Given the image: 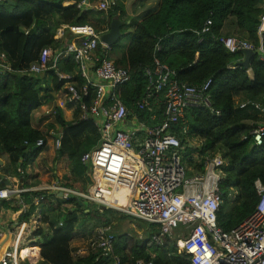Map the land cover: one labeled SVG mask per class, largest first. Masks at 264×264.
I'll use <instances>...</instances> for the list:
<instances>
[{
  "label": "trees",
  "instance_id": "1",
  "mask_svg": "<svg viewBox=\"0 0 264 264\" xmlns=\"http://www.w3.org/2000/svg\"><path fill=\"white\" fill-rule=\"evenodd\" d=\"M110 3V8L100 11L101 14L94 18L95 11L80 10L76 0L0 1V54L3 55L0 64L6 67L0 66V159L4 164L0 169L6 172L0 173L1 186L5 185L6 176L12 177L14 171L23 178L16 163L21 160V166H26L42 150L36 147L37 140L46 141L51 129L62 133L56 158L68 157V167L74 177H68L67 185L80 181L86 192L92 184L89 166L81 161V156L99 144L96 127L91 121L81 119V111L76 106L70 121L63 119L59 108L53 110L58 129L50 124L45 134L35 128L33 112L41 107L45 91L49 88L61 90L63 83L52 72L36 75L23 70L37 59L43 47L59 45L53 41L59 24H90L97 31H107L111 19L122 20L123 4L115 0ZM263 4L264 0H157L137 19L123 20L122 36H126L131 27V40L125 51L113 59L116 66L125 68L130 75L129 81L120 88L121 100L140 120L149 124L154 123L150 120L152 113L139 109L137 102L144 97L147 86L144 71L155 66V59L172 71V79L176 82L201 85L210 80L206 90L210 108L190 105L184 119L173 125L171 131L182 143L201 140L199 148L186 143V156L197 152L204 157L221 152L226 159L218 184L223 202L217 218L218 225L226 231L254 212L258 202L254 182L259 179L264 184V134L260 145L255 144L251 134L256 126L264 123V115L254 106H264V61L254 53L245 67L241 64L245 54L228 52L218 38L234 34L257 44ZM51 19L54 23L45 31L44 26ZM207 21L211 24L206 25ZM205 27L207 30H203ZM156 46L160 47L157 51ZM112 47L107 48L110 58L113 57L109 55ZM58 65L63 73L74 74L77 69L70 58L61 60ZM48 79L52 80V87ZM75 79L79 84L83 82L79 75ZM163 109L162 101L154 108L158 121ZM259 119L261 121L256 123ZM246 120L253 124L245 127ZM22 145L25 149H21ZM188 162L194 171L203 169L201 162ZM33 195L35 200L43 195L45 199L41 202H48L51 197L44 191ZM22 196L33 203L28 193ZM53 198L57 199L54 194ZM67 200L73 206L65 213L56 205L42 211L52 227V234L44 236L40 264H104L103 258L95 260L97 253L73 260L69 252L73 232L80 222L111 227L113 220L125 218V213L99 203L89 204L76 196H68ZM34 208L31 204L21 220H27ZM60 219L62 225H56L55 221ZM148 225L145 239L116 234L115 252L123 262L135 264L136 260L143 259L152 260L154 264H191L187 255L177 253L172 239L166 238L160 245H148L151 236L158 232L154 225Z\"/></svg>",
  "mask_w": 264,
  "mask_h": 264
},
{
  "label": "built area",
  "instance_id": "2",
  "mask_svg": "<svg viewBox=\"0 0 264 264\" xmlns=\"http://www.w3.org/2000/svg\"><path fill=\"white\" fill-rule=\"evenodd\" d=\"M85 4L81 1L77 7ZM108 5V1L100 0L98 11H106ZM67 29L72 35L69 41L56 47H43L23 72L36 75L52 72L62 81L63 96L57 107L78 106L81 119L91 121L96 127L99 144L81 156L92 177L86 192L56 184L50 189L63 200L76 194L88 203L107 202L114 207L116 201L122 211L158 230L148 245H160L166 238L172 239L177 253L187 255L191 264H264V184L259 179L254 182L258 195L254 212L233 229H222L217 223L223 202L218 184L226 159L221 152L204 157L197 152L186 156V143L199 148L201 140L182 143L171 131L173 125L184 119L190 105L210 108L206 92L210 80L201 85L176 82L172 71L155 59V66L144 71L147 86L144 97L137 102L139 109L152 113L150 120L154 123L149 124L140 120L120 98V88L129 81L130 75L108 56V46L100 41V35L106 30L97 31L90 24L68 25ZM218 40L230 53L249 49L264 61V4L257 44L237 35H223ZM159 49L156 46L155 50ZM65 58L77 66L74 74L61 72L58 64ZM76 75L83 79L81 84ZM160 101L164 109L158 121L154 108ZM254 106L264 115V106ZM251 134L255 144L260 145L264 123L256 126ZM47 136H54V146L59 148L62 133L49 130ZM45 145L43 139L36 142V147ZM188 161L201 162L203 169L194 171ZM11 179L6 176V180ZM22 191L10 184L0 187V200ZM235 194L234 191L232 196ZM44 199L39 195L34 203L38 205ZM58 225H62V220ZM29 235L27 220L2 225L0 264H38L42 260L40 245L38 241H31ZM115 236L110 226H100L87 248L77 253H97L95 260L103 258L104 264H126L115 252ZM135 264L154 262L139 259Z\"/></svg>",
  "mask_w": 264,
  "mask_h": 264
},
{
  "label": "crops",
  "instance_id": "3",
  "mask_svg": "<svg viewBox=\"0 0 264 264\" xmlns=\"http://www.w3.org/2000/svg\"><path fill=\"white\" fill-rule=\"evenodd\" d=\"M1 1V0H0ZM77 4L81 1H84L86 4L84 7H81L80 10H93L98 11V4L100 0H76ZM108 3L113 0H106ZM119 4H123L124 13L128 12L125 7L126 4L130 5L129 10L132 14H141L142 11H147L152 6L155 5L157 0H115ZM69 2V1H68ZM117 18V17H116ZM119 19V18H118ZM121 20V19H120ZM123 21V20H122ZM130 21L128 20L127 23ZM54 23V20L51 19L44 26L45 31H49ZM68 24L61 23L56 27L53 41L63 44L72 37L71 33L67 29ZM27 30H25V33ZM113 50V49H112ZM111 50V51H112ZM121 53H116L115 58L119 57ZM113 56V54H112ZM113 59V57H111ZM251 71H248V75L251 76ZM48 85L52 87V80L48 79ZM60 92L61 90L55 91L53 88H49V90L45 91V97L43 99V103L40 108L33 112L32 124L38 130L43 131L46 134V130L48 125L54 124L55 128L58 129V125L54 120L53 110L58 109L59 100H60ZM44 94L42 91L41 95ZM61 110L63 119L65 121H70L74 114V109L68 105H64L59 108ZM261 120L259 119L256 123H259ZM253 124L252 121L246 120L243 122L245 127H249ZM53 130V129H51ZM194 143V142H193ZM58 155V150L54 146V136L46 135V145L42 148V150L33 157L26 166L22 167L20 162L16 163V168L18 169V173L23 172V178L19 177V174H16L14 171V175L10 181L6 180L4 186L6 187L9 184L12 186H17L18 188L24 190L20 193L12 194L9 199L0 200V228L2 225H10L15 222H19L22 218V214L29 209V206L32 204L35 208L34 211L29 215L27 219V226L29 227V238L31 241H38L37 244L41 246L44 242V236L52 234V227L48 225V220L45 219V213L49 207H55V205L65 213L69 208L73 206L72 202H69L67 199L63 200L58 198V194L55 193L54 190L50 189L53 184L63 186L75 192H84L82 189L83 183L78 181L74 184L67 185L68 177H74L72 172L68 167V157L67 155H61L59 158H56ZM22 163V162H21ZM7 164V163H6ZM4 166V164L2 163ZM1 165V166H2ZM2 166V167H3ZM1 174H6L4 168L0 169ZM48 192L51 197L49 201L40 202L36 205L35 202V193L37 192ZM28 193L33 200V203L30 201H26L22 194ZM53 194L57 199L53 198ZM35 196V197H34ZM69 196H77L76 194H71ZM83 199L82 197H80ZM115 205H120L116 203ZM64 218V215L61 217ZM61 220V219H60ZM59 220L55 221L57 225ZM100 226H92L89 224H81L78 223L72 238L69 242V252L73 260H76L81 257H85L88 254L85 253H77L78 250L87 248L89 242L95 236L98 228ZM42 233H38V231ZM40 264V262H38Z\"/></svg>",
  "mask_w": 264,
  "mask_h": 264
},
{
  "label": "rangeland",
  "instance_id": "4",
  "mask_svg": "<svg viewBox=\"0 0 264 264\" xmlns=\"http://www.w3.org/2000/svg\"><path fill=\"white\" fill-rule=\"evenodd\" d=\"M111 3H109L108 8H110ZM126 9H128L126 13H124V17L122 18V20H126L130 17L137 19L139 16V14H132L131 11L129 10L130 5L126 4L125 5ZM94 18L101 14L100 11H95L94 13ZM96 21V19H95ZM131 30L132 28L130 27L127 31L128 34L126 36H122L119 41L113 45L112 47V51L109 52V55L113 54V59H115V55L116 53H121L123 51H125V49L127 48L130 40H131ZM230 34H232L230 32ZM234 35V34H233ZM63 96L62 90L60 92V97ZM92 204V203H89ZM103 205L110 207V208H115L118 209L120 211H122L119 206H115L111 207L110 205H107V202L104 203ZM123 213H125V218L121 219V220H113L112 222V231L114 233V235H116L117 233H126L128 234V236L131 237H136L139 239H145L147 231L149 230V225L147 222L134 217L132 214L127 213L122 211ZM90 222H86V224H89Z\"/></svg>",
  "mask_w": 264,
  "mask_h": 264
},
{
  "label": "water",
  "instance_id": "5",
  "mask_svg": "<svg viewBox=\"0 0 264 264\" xmlns=\"http://www.w3.org/2000/svg\"><path fill=\"white\" fill-rule=\"evenodd\" d=\"M123 24V21L118 18L111 19L109 23V28L106 32L102 33L100 35V41L107 45L108 47L113 46L118 42V40L122 36L121 32V26ZM243 53L245 54V58L241 61V64L245 67L248 66V60L253 55L251 50H243ZM21 149H25V145L21 146ZM2 160L0 159V166L2 165Z\"/></svg>",
  "mask_w": 264,
  "mask_h": 264
}]
</instances>
